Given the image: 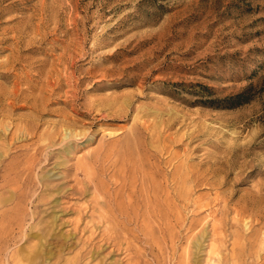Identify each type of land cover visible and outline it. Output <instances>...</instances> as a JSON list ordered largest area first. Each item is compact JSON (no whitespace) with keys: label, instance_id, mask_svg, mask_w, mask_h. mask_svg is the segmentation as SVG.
<instances>
[{"label":"rangeland","instance_id":"obj_1","mask_svg":"<svg viewBox=\"0 0 264 264\" xmlns=\"http://www.w3.org/2000/svg\"><path fill=\"white\" fill-rule=\"evenodd\" d=\"M8 59L0 264H232L242 246L252 256L236 264L262 255L264 0H0ZM22 97L48 99L34 112ZM102 106L126 117H99ZM63 118L88 136L67 150L56 135L29 168ZM29 122L34 134L17 139ZM131 132L130 162L168 181L159 214L141 205V176L112 166ZM4 166L17 177L1 178ZM106 197L114 206H96Z\"/></svg>","mask_w":264,"mask_h":264},{"label":"bare ground","instance_id":"obj_2","mask_svg":"<svg viewBox=\"0 0 264 264\" xmlns=\"http://www.w3.org/2000/svg\"><path fill=\"white\" fill-rule=\"evenodd\" d=\"M2 42V41H1ZM12 61V59H8V61L3 64L1 63L0 64V78L2 79H5V77L8 75V73L5 71L6 67L9 65V63ZM11 65V64H10ZM4 70V71H2ZM68 78V77H67ZM103 86H100L99 88H102ZM59 88V84L58 82L54 83V84H51L50 88L49 89H46L44 91H47L48 92V97H51L52 94L54 93V90L55 89H58ZM99 88H96V89H99ZM73 89V88H72ZM70 91V90H69ZM71 91H74V90H71ZM75 92V91H74ZM72 92L69 94L71 95ZM75 94V93H74ZM74 94H72V96L74 97ZM71 97V96H70ZM67 98H68V95H67ZM21 99V98H20ZM48 99V98H47ZM46 97L42 98L41 99H37V98H32V99H29L27 97H22L21 101L20 102H24L26 105H31V109L35 111L36 108L40 107L42 105L43 102H45V100H47ZM73 99V98H71ZM47 103V102H46ZM73 103V102H72ZM3 104V103H2ZM12 104V103H11ZM15 104V103H14ZM45 104V103H44ZM74 104V103H73ZM9 105V103H8ZM75 106V105H74ZM108 106V105H107ZM123 106V105H122ZM6 107V106H5ZM11 106H9L10 108ZM46 107V106H45ZM119 107V106H118ZM7 108V107H6ZM87 109V113L89 111H94V107H92V105H90L89 107H86ZM85 109V110H86ZM114 108H112L113 110ZM121 109V108H120ZM124 109V108H123ZM122 109V112H113V113H109L108 115L109 116H118L119 118L120 117H126V111H123ZM106 110V109H105ZM103 106L102 108L100 109H95V111H97L98 116L99 115H102L104 114L103 112L105 111ZM44 111V110H43ZM117 111V110H116ZM40 112V111H39ZM42 112V111H41ZM130 112V111H129ZM33 113V112H32ZM80 113V112H79ZM108 112H106L107 114ZM102 115L103 117H108V115ZM36 115V114H35ZM102 116H99V117H102ZM117 117V118H118ZM104 119V118H103ZM102 119V120H103ZM116 119V118H115ZM70 120V119H69ZM125 120V119H124ZM72 121V120H70ZM69 121V123H70ZM75 121V120H74ZM104 121V120H103ZM30 123V122H29ZM68 122H67V119L63 118L61 119V121L58 122V126H57V131L53 134V135H50L48 137L49 141L47 142V144L44 146V147H39V148H36L34 154H31V155H28L27 156V160L30 161V165H29V168L33 165H35L36 161V157L37 156H42L43 154H45L47 152V149L48 148H51L53 146V139H55V136L57 135V140L60 136V139H59V144H62L63 142H66L65 145H63V148H67V150H69V142H73L75 144V141H79L81 139H83L84 137L88 136L86 135V132L83 130V131H76V129L73 128L72 125H70ZM73 123V122H72ZM71 123V124H72ZM77 123V122H75ZM2 124V123H1ZM28 124V123H27ZM31 124V123H30ZM30 128L28 130H25L24 132H22V135H18L17 136V139H21V138H26L28 136H31L34 134L33 132V129L37 128V125H30ZM84 124V123H83ZM1 127V126H0ZM4 127V126H2ZM28 127V125H27ZM31 129V130H30ZM7 130V129H6ZM130 136L134 137V134L133 132H131L130 134H128L127 136H125L123 138V144L124 146L122 145L120 148H118L117 150H114L113 151H110V155L111 157H114V160L112 162V166H114L115 164H120L122 166L123 169H126L128 171H131L133 173H137L139 174V176H141L140 178V183H141V186H140V191H139V195L138 197L140 198V202H141V205L143 204V206L147 209V210H153L156 214H159V209H158V206L159 204H162V191H161V187L162 185H165V186H168V181L163 178L164 176L161 177V182L159 183L158 181L155 182L154 179H151L149 178L148 176H146V173L144 172L143 168H144V164L142 162V159L139 160V163H131L130 160L133 158V151L131 149V142L130 141ZM136 138V137H135ZM134 147V145H133ZM139 147H136V149H138ZM137 152L136 153H139L140 155V152L138 150H136ZM69 153V152H68ZM47 154V153H46ZM4 155V154H3ZM108 157L110 158V156H108V153L104 156L103 158V162H105L106 158H107V161H108ZM2 158V157H1ZM118 166V165H116ZM115 166V167H116ZM153 167V166H152ZM4 171H3V175L1 176V178H6L5 180L6 181H11L13 180L15 177H17L18 175V166L17 168H6V166H4ZM84 169H87V167H83ZM28 169V168H27ZM156 169V168H155ZM125 170V171H126ZM123 171V170H122ZM127 172V171H126ZM125 172V173H126ZM118 174V173H117ZM127 174V173H126ZM120 175V173H119ZM8 177L9 180H8ZM160 177V176H159ZM87 178V177H86ZM90 178V177H89ZM127 179V178H126ZM129 180H131L129 178ZM172 181L176 182L177 185L179 186L178 189L174 190L173 191V197L175 199H178L179 197L183 196V190H182V187L183 185L185 184V179L179 175L178 177H175V178H171ZM90 182V179L88 180ZM88 182V183H89ZM128 182H131V181H128ZM95 184V183H94ZM121 185V184H120ZM123 188V187H122ZM164 191V190H163ZM107 198V197H106ZM159 198V199H158ZM161 201V202H159ZM178 201V200H177ZM255 203V202H254ZM252 203V204H254ZM96 206H100V207H104V206H108V205H113L114 206V202L110 199V198H107L106 201L104 202H101V200H98L96 201ZM251 204V205H252ZM135 210V209H133ZM106 216L104 217L103 216V219L106 220L108 218H111V211L109 212V210L107 212H105ZM119 215H122V218H123V222H130L133 220V213L132 211L127 213V215L125 216L123 213L119 212ZM125 217H124V216ZM258 217H256V219H258ZM159 220L162 221V218H160L159 216ZM114 223V221H113ZM245 227V226H244ZM248 228V227H247ZM264 235V234H263ZM237 236V235H235ZM262 237V236H261ZM242 238V237H240ZM264 239V238H263ZM261 241V240H260ZM264 241V240H263ZM250 247V246H249ZM243 246L241 248L238 249L237 252H234V249L232 250V254H231V261H232V264H236L237 262L245 259L244 257H247V259L249 258L247 255L249 254V256H252L250 253L248 252H245V250H243ZM39 250V249H38ZM37 249H35L34 253H33V256H36L37 254ZM246 254V255H245ZM246 264H264V250H263V253L262 255H257L256 256V259H253L250 261V262H247L246 260Z\"/></svg>","mask_w":264,"mask_h":264}]
</instances>
